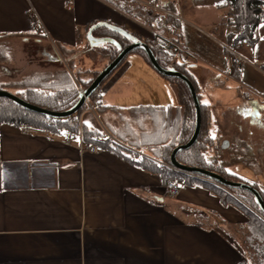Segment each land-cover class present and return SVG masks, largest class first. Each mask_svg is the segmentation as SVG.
<instances>
[{
	"label": "crops",
	"instance_id": "1",
	"mask_svg": "<svg viewBox=\"0 0 264 264\" xmlns=\"http://www.w3.org/2000/svg\"><path fill=\"white\" fill-rule=\"evenodd\" d=\"M118 2L117 7L105 0H0V41L18 46L12 64L24 72L37 69L36 57L30 59L24 48L30 42L55 49L60 45L76 62L89 55L88 69L72 64L74 70L84 71L83 79H89L88 71H100L108 63L101 53L107 54L109 44L106 39L90 43V23L110 22L137 33L141 24H157L143 6ZM204 2L216 14L212 21L198 18L191 0H179L181 44L195 56L180 54L179 61L189 65L201 89L200 101L210 106L213 118L219 109L250 112L252 100L264 104V21L255 29L253 47L244 43L235 47L245 60L237 74L225 51L224 38L230 30L225 0ZM30 5L36 23L28 16ZM213 28L216 34L209 32ZM49 50L41 49L39 55L50 58ZM129 54L99 90L98 101L107 109L97 115L93 106L87 107L80 120L89 129L110 126L116 138L124 139L116 140L121 146L152 158L154 139L147 135L157 124L133 110L160 107L172 123L175 112L182 114L183 108L177 104L176 86L162 75L157 77L140 53ZM214 74L223 80L228 75L225 87L207 84ZM146 78L151 82L142 81ZM158 82L166 89L167 82L175 97L166 96ZM232 88L244 104L240 101L232 109L214 101L218 90ZM204 90L210 93L205 102ZM86 146L80 134L67 130L53 135L34 127L0 124V264H247L241 246L227 231L229 225L247 221L239 209L223 206L199 186L182 184L177 196H169L160 174L105 147L101 152H81ZM233 172L243 180L257 179L250 178L243 166L235 165ZM209 211L225 222H215Z\"/></svg>",
	"mask_w": 264,
	"mask_h": 264
},
{
	"label": "trees",
	"instance_id": "2",
	"mask_svg": "<svg viewBox=\"0 0 264 264\" xmlns=\"http://www.w3.org/2000/svg\"><path fill=\"white\" fill-rule=\"evenodd\" d=\"M105 1L117 7L119 6L118 0ZM164 5L171 11L176 10L175 6L171 2H166ZM225 5L228 7L227 23L231 28L228 33H226L224 38L225 45L235 48L241 43H244L247 46L253 47L257 41V37L254 33L255 29L261 21H264V0H225ZM34 23H36V21H34ZM96 23L97 22L90 23L87 26V31L91 25ZM167 24L168 31L179 43H181L179 20L174 17H168ZM123 29L131 34L133 38L145 42L152 50L160 66L163 68H173L185 74L192 82L200 101L199 92L201 89L198 86V82L194 78L193 74L189 70V65L186 62L179 61L180 53L169 54L160 47L155 38L150 39L139 35L137 32L130 31L125 28ZM90 36L93 38L107 37L112 39L111 42H113V45H109V47L105 48V51L109 54L108 62L113 60L118 55L119 51L134 42L132 38H128L126 35L114 31L105 25L96 26L93 28L91 30ZM57 49L66 61V63H64L65 67L62 66L59 69L53 71H35L24 75L20 79L0 82V89L10 91L30 104L37 105L51 111L61 112L66 111V109H70L79 100V87L86 89L92 82V79H94V77L99 73V71H89L92 73V75L89 77V79H83L80 77L81 71H79V69H73L71 61L72 59L68 58V54L66 53L67 51L60 45H57ZM225 51L227 52V50ZM132 52L140 53L145 62L151 65L146 51L135 49ZM227 55L229 58L228 52ZM126 57L106 78V80L125 62ZM231 68L235 70L232 65ZM233 69H230V72L233 73ZM163 77L176 86L178 99L177 104L178 107L183 108L182 114H180L179 111H176L173 116L174 118H172V123H170L171 119L168 117V112L163 108L147 105L135 108L133 110L134 112H143L147 114V118L152 120L153 123L155 122V124H157L153 125V129H151L147 135L154 139V142H152L149 149V151L151 150L152 158L149 156H127L125 155L126 152H123L125 148L118 142L105 143L104 147L106 149L112 150L116 154L124 156V158L130 160L134 165L141 169L160 174L164 182H166L168 179L178 178L182 180L183 184L186 186H199L206 189L211 195L218 197L220 203L223 206L232 205L239 209L247 217V221L243 224H240V226L243 227V232L246 230L245 234H243V237L244 243H246L247 246L246 248L241 247L247 259L246 263L264 264V214L255 202L254 196L251 192L245 189L228 188V190L234 192L236 196L241 199L239 200L234 197L236 199L235 200L233 196H231L232 193H228V191L226 193L224 191L225 189L219 184H205L206 181L203 182V180L201 181L193 176L189 177V174L191 175L189 172H184L181 170L172 171L167 165L158 164L159 160L166 164L170 163L171 152L176 146L185 144L189 141L194 131L195 122L194 103L186 83L179 78H171L166 76ZM106 80H104L96 89V91H94L93 94L88 97V101L94 107L97 115H101L102 112L107 109V106L100 105L98 101L99 90ZM225 82V77L223 80L219 78L217 74H214V76L209 78V83L207 84H210L211 88H216L225 87ZM87 107L88 104L85 102L76 113L68 116L67 118L56 119L42 115L40 112L36 113L30 110H25L23 107L17 105L9 98L0 97V124L7 123L19 127L22 124L27 123L31 127L47 131L53 135L59 133L62 130H67L71 134H80L82 141L87 144L94 143L95 141L93 138L102 132V128L89 129L80 120L81 113ZM200 107L202 117L198 138L188 149L179 151L176 155V159L179 163L187 167L207 169L221 175L227 180H236V177L233 176L232 173L230 174L229 172H226V168H224L226 165L223 163L224 161L221 160L217 165L216 159L218 156L214 157L211 162H208L206 157H204L207 151L209 152L211 148L215 147H213V145H217V137H212L210 135V106L208 104L201 103L200 101ZM106 130L107 132L111 133L117 141L118 139H123L120 136L116 138V135H114V131L110 128V126L107 125ZM155 136H157L156 139ZM128 142L138 146L136 143H132L130 141ZM242 162L247 163L242 159L235 161V163ZM233 163L234 162L231 161L227 165H232ZM249 164H251V162ZM253 164L254 163H252V165ZM192 174L197 175L196 173ZM197 182L201 184H198ZM252 186L259 191L264 201V189L259 188L256 183H253ZM208 213L215 219L217 223L220 224L225 222V220L214 211H209ZM251 251L254 252L253 255Z\"/></svg>",
	"mask_w": 264,
	"mask_h": 264
},
{
	"label": "rangeland",
	"instance_id": "3",
	"mask_svg": "<svg viewBox=\"0 0 264 264\" xmlns=\"http://www.w3.org/2000/svg\"><path fill=\"white\" fill-rule=\"evenodd\" d=\"M121 1H124V0H121ZM191 1H192V3H194L193 8L195 9V14L198 16V18H200L201 20H204L206 22H209V21H212L215 19L216 14L214 12H212V7H211L210 3H208V2L205 3L204 0H191ZM215 1L218 2L220 0H215ZM126 2H128V1H126ZM223 11H226V8H224ZM148 13H149V15H153V13H151L150 10H148ZM136 18L141 20V18H139L137 16H136ZM141 26H142V28H139V33H138L139 35H141L143 37L150 38V39L154 38L153 33L150 29L156 28L155 24L152 26L150 24H148V25L141 24ZM222 26L220 24L216 28L218 30H220V28ZM209 32H211L212 34H216V31L214 30V28L209 29ZM101 38H103V37H101ZM105 38L107 41H109V43H113V42H111L112 39L104 37V39ZM100 42L101 41H99L97 39V41L94 43H100ZM7 43L8 42L5 43V42L0 41V82H5L8 80H13V79H20L24 75L30 74V73L35 72V71H50V70L53 71V70L59 69L62 66L65 67L64 63H66V61L63 58L62 54L58 51L57 48L55 49L51 44H48L46 46L43 45L42 47H39L36 45L34 46V44L32 42H30V45L26 44L27 46L25 45L24 48L27 51V53H29L28 56H30V59H33V57H36V59H37L36 60V65H37L36 68L37 69L34 71H31V72L30 71L28 72L26 70H25V72L23 70L19 71V70H17L16 66H14L12 64L14 52L16 50L17 45L15 43H13V41L10 42L11 44L10 43L7 44ZM44 48L47 50H49L48 48H50L49 51H50V55H51V57H50L51 61L53 59H56V61L53 60L52 62L49 63L48 61L50 58H48V55H46L47 58H46V56L42 57V55H39V53H42L41 49L43 50ZM234 50L237 53H239L236 48H234ZM101 54H103L106 57L107 61H109V54L108 53L107 54L101 53ZM94 55H96V54H94ZM98 55H99V53L97 54V56ZM129 55L127 57H129ZM128 60H129V58L127 59V61ZM71 61L74 62L75 64H80V66L84 67V69H88L91 65V62H89V61H92V59L89 55H87L86 57H83V62L81 61V59H79L78 62L73 61V60H71ZM96 61H98V60H96ZM6 62H8V63H6ZM148 67L154 71L153 73H155V75L157 77H162L161 75H159V73L156 70L153 69V67L150 64L148 65ZM78 69H76V70H78ZM80 71H81L80 74L83 76L84 71L83 70H80ZM91 75H92V73L90 72L89 76H91ZM227 76L228 75H224V77H227ZM142 81H144V82L150 81L151 82V80L150 79L148 80L147 78L142 80ZM150 86L152 87V85H150ZM157 86L160 89L163 87V90H161V91H163L166 94V96L168 94L170 97H175V93L173 95V90L167 84V82H166L167 89L164 86H162L160 82L157 83ZM218 91H219L220 96L215 95L214 101L215 100H221V102H223L222 104L225 106H228L229 108L235 109L238 107V104H240V101L243 104L246 102V101H242V99H240L239 97L236 96L235 88H232L231 90H229V92L227 90H225V91L218 90ZM152 92H151V94H152ZM209 94L210 93H208L206 90H204L202 97H201V100L203 102H205L207 100V97ZM251 103H252L253 107L252 108L250 107V112H244V111L241 112L239 110H231V109H223V110L219 109V112L215 113L216 117H214V118L212 117V111L210 109L211 117H210L209 130H210V135L212 137H217V141H216L217 145H213V147L214 146L215 147L211 148V150L209 152L207 151L204 157H206L208 162H211L214 159V157L218 156V158L216 159L217 165L219 164L218 162H220L221 160L224 161L223 163H224V165H226V166H224V168H226V172H229V173L230 172L232 173L233 168H235V165L243 166L244 168L249 170V173H250V175H248L249 177L253 176V177L257 178V179H255V181H253V179L252 180H246L245 179L244 181L249 182L251 184L256 183L259 188L264 189V104L257 101V100H252ZM125 150H127L128 153H131L132 155L133 154L136 155V157H140V155L138 153H135V152L128 150L126 148H125ZM241 159L247 163H244V162L235 163L236 160H241ZM231 161L234 163L232 165H227ZM250 162H251V164H249ZM252 163H254V164L252 165ZM158 164L159 165H161V164L167 165L169 168L171 167L170 163L166 164V163H163L161 160H159ZM171 170L172 171H179V169H176V168L171 169ZM232 175H235L234 172L232 173ZM185 176H186V174H185ZM192 176L195 177L196 179L201 180V181L203 180V182L206 181L205 184H209V185H214V184L218 185L219 184V183H215L214 181H212L206 177L204 178V176L195 175L192 173H191V175L189 174V177H192ZM235 176H237V175H235ZM177 180H178V178H177ZM238 180H240V179H238ZM197 183L201 184L199 182H197ZM222 188L225 189L224 191L226 193H227V191H228V193L231 192L230 190H228V187L222 186ZM231 193H232L231 196H233V198L236 197V199L241 200L238 196H236V194L234 192H231ZM241 203H242V201H241ZM238 225H236V224L235 225H229V228L227 231L229 232V234H231V236L234 238L233 240L237 244H239V246H241L242 248H244V247L246 248L247 245H246V243H244V237H243L244 236L243 234H245L246 230H244V232H243V227H241L240 224H238ZM251 253H252V255L254 254V252H252V251H251Z\"/></svg>",
	"mask_w": 264,
	"mask_h": 264
},
{
	"label": "water",
	"instance_id": "4",
	"mask_svg": "<svg viewBox=\"0 0 264 264\" xmlns=\"http://www.w3.org/2000/svg\"><path fill=\"white\" fill-rule=\"evenodd\" d=\"M101 25H105L114 31H117L123 35H126L128 38H132L134 42L126 46L121 51H119L118 55L113 60L108 62L105 65V67H103V69L99 71V73L94 77V79H92V82L90 83V85L86 89H83L82 93L81 92L79 93L80 94L79 100L70 109L68 110L66 109V111H61V112L51 111V110L39 107L37 105L30 104L26 102L25 100H23L22 98L18 97L17 95L5 89H0V97L9 98L17 105L23 107L25 110H30L36 113L40 112V114L45 115L47 117H52L56 119L67 118L68 116L76 113L80 109V107H82L86 99H88V97L91 94H93L94 91H96V89L101 85V83L104 80H106V78L119 66L121 61L130 52H132L135 49H141L143 51H146V54L150 60L151 66L153 67L154 70H156L159 73V75H163V76L171 77V78L173 77L179 78V79H182L186 83L187 87L189 88L188 90L191 93L193 103H194V110H195L194 131L187 143L178 145L173 149V151L170 154L171 165L181 171L189 172V173H196L197 175L204 176V178L206 177L214 181L215 183H219V185L224 186V187L248 190L249 192L253 194L255 202L257 203L260 210L264 214V201L259 191L255 187H253L251 183L243 181V180H232V181L227 180L226 178L222 177L221 175L213 171L203 169V168H197V167L190 168L177 161L176 159L177 153L183 149H188L190 146H192V143H194L197 140L199 131H200V126H201L202 116H201L200 101H199L197 92L195 91V88L192 82L189 80V78L185 74L173 68H163L162 66H160V64L157 62L156 57L154 56L152 50L148 47V45L143 41L133 38L131 34H129L126 30H124L120 26L110 24L107 22H103V21H99L96 24L91 25V27L87 31V38L90 39V43L93 44L94 42L97 41V39L99 41L104 40V37L103 38H93L90 36L91 30L95 28L96 26H101Z\"/></svg>",
	"mask_w": 264,
	"mask_h": 264
},
{
	"label": "built area",
	"instance_id": "5",
	"mask_svg": "<svg viewBox=\"0 0 264 264\" xmlns=\"http://www.w3.org/2000/svg\"><path fill=\"white\" fill-rule=\"evenodd\" d=\"M30 1V0H28ZM131 3H135L139 6H143L145 9L150 10L153 15V19L155 20V26L156 28L150 29L153 33V37L157 40L160 47L169 54L174 53H180L185 55H191L195 57L192 53H190L188 50H186L181 43H179L173 35L168 31V24L167 19L168 17H174L178 20H182V15L180 12L179 6V0H165L164 3L161 5L158 3V0H126ZM166 2H171L176 10L171 11L168 9L164 4ZM28 16L33 20L36 21V15H35V9L32 5L28 8ZM225 50H227L229 54V63L232 65L237 74H241L242 71V64L245 61L244 58L237 53L234 48H231L229 46L225 45ZM80 92H83V89L79 87ZM88 104V107L90 109H93L92 105L89 103L88 99L85 101ZM30 128L27 123L22 124L19 126V128ZM47 132V131H45ZM94 143H88L86 147L81 148V152H101L104 150V144L105 143H113L116 142V139L114 136L107 132V130L104 128L100 134L95 136ZM140 155V154H139ZM142 157V155H140ZM171 169H175L174 166L171 165ZM177 169V168H176ZM183 182L181 180H177V178L174 179H168L166 182H164V190L165 193L169 196H177L180 193L181 187Z\"/></svg>",
	"mask_w": 264,
	"mask_h": 264
},
{
	"label": "flooded vegetation",
	"instance_id": "6",
	"mask_svg": "<svg viewBox=\"0 0 264 264\" xmlns=\"http://www.w3.org/2000/svg\"><path fill=\"white\" fill-rule=\"evenodd\" d=\"M109 45H113V43H109V44H108V47H109ZM68 58L71 59V58L69 57V55H68ZM73 63H74V62H72V64H73ZM230 173H231V172H230ZM233 176H235V175H233ZM235 177H236L235 179H237V180H238V179L243 180V179L240 178V177H237V176H235ZM243 181H244V180H243Z\"/></svg>",
	"mask_w": 264,
	"mask_h": 264
}]
</instances>
